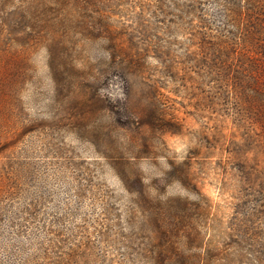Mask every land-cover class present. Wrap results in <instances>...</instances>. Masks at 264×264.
<instances>
[{
	"label": "rangeland",
	"instance_id": "rangeland-1",
	"mask_svg": "<svg viewBox=\"0 0 264 264\" xmlns=\"http://www.w3.org/2000/svg\"><path fill=\"white\" fill-rule=\"evenodd\" d=\"M198 1L0 0V264H257L264 49Z\"/></svg>",
	"mask_w": 264,
	"mask_h": 264
},
{
	"label": "trees",
	"instance_id": "trees-1",
	"mask_svg": "<svg viewBox=\"0 0 264 264\" xmlns=\"http://www.w3.org/2000/svg\"><path fill=\"white\" fill-rule=\"evenodd\" d=\"M199 0L202 2L201 14L198 18L208 26L198 34L201 37L198 48V56L204 60V65L211 64L212 60L217 63L220 59L227 64L233 63L236 59L229 55L240 49L243 39L249 48L257 47V40L260 41L259 48L264 49V0ZM210 24V25H209ZM234 29L238 33L234 34ZM232 34L235 37H232ZM258 37V39H257ZM250 50V49H249ZM246 53L249 62H253L255 55ZM232 61V62H231ZM263 64L264 61L255 60ZM220 66L223 71L224 66ZM257 119V106L250 111ZM264 125V121L262 122ZM258 212V205H257ZM257 264H264V230L262 226L257 232ZM194 264V263H193ZM199 264H208L199 262Z\"/></svg>",
	"mask_w": 264,
	"mask_h": 264
}]
</instances>
